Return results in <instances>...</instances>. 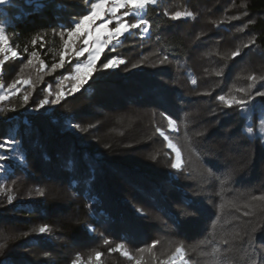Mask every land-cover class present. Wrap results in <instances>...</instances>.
<instances>
[{
	"label": "trees",
	"instance_id": "trees-1",
	"mask_svg": "<svg viewBox=\"0 0 264 264\" xmlns=\"http://www.w3.org/2000/svg\"><path fill=\"white\" fill-rule=\"evenodd\" d=\"M91 4L10 0L0 7L18 52L2 63L0 91L19 84L1 101L0 142L15 139L22 157L8 161L0 193V264H65L90 247L107 264H124L121 248L110 249L164 237L183 241L197 264H245L253 247L264 251V96L257 95L264 92V0H157L145 12L148 34L132 30L118 46L129 64L102 69L106 48L79 92L35 110L55 99L58 75L87 59L76 55L83 35L66 47V25ZM176 12L183 16L172 19ZM61 55L63 67L53 69ZM127 110L144 116L111 130V119ZM169 117L180 129L183 179L158 149L157 129ZM150 207L163 221L157 232L158 221L145 214Z\"/></svg>",
	"mask_w": 264,
	"mask_h": 264
},
{
	"label": "snow or ice",
	"instance_id": "snow-or-ice-1",
	"mask_svg": "<svg viewBox=\"0 0 264 264\" xmlns=\"http://www.w3.org/2000/svg\"><path fill=\"white\" fill-rule=\"evenodd\" d=\"M85 4L90 3V0H84ZM157 0H111V7L106 8L105 6L110 3V0H99L98 3H92L91 4V11L88 12V14L80 13V19L78 21L72 19L71 14L69 16L66 30L67 35L69 39L65 41V45L67 48H71L72 44L75 43L74 38H79L80 36L84 35L85 39L83 40L84 47L81 48L79 51L76 52L77 56H84L85 53L88 54L86 63H77L75 65V71L79 72L82 68L87 67L90 71L86 74L85 77L80 78L76 77V83H74L71 87V89L68 91V95L75 94L76 92H79L80 89L87 84L88 79L91 77L93 71L96 70V62L100 60L101 53L104 52L106 47L111 46L112 49H115L121 41L120 37H122L125 33H128L130 29H141L143 33H148L149 31V21L144 20L142 18L137 19L134 23H129L127 20H124L122 17L117 16V12L120 9H127L123 13L124 17L128 16H138L141 12L145 11L147 6L150 4H156ZM9 3V0H0V5H4ZM84 11H87L85 9ZM105 13H110L112 17L115 18L116 26L114 28L109 29L108 25L113 23V20L108 19L104 20V23L100 24L99 26L93 27L95 25V22L97 20H103ZM186 15L191 16V13H187ZM182 13L176 12L175 15L172 17V19H179L181 18ZM5 33V27L3 24H0V52H11L12 56H17V53L13 51L12 48H5L4 45L7 44V39L4 35ZM91 43V48L89 47V42ZM35 43V41H33ZM238 53H233V55H237ZM7 58V57H6ZM167 59V57H165ZM60 65L53 64L52 67L55 69L56 67H63L64 64V55H61L60 57ZM31 61H29L30 63ZM3 62L0 61V64ZM124 63L123 60L118 59L116 57H113L111 59H108L107 62L102 64V69H112L116 68L119 64ZM163 63V61H161ZM67 79V77H65ZM253 79H255L253 77ZM16 83L15 81L13 82ZM23 83H28V81H23ZM193 84L196 83L195 80L192 81ZM11 87V86H10ZM257 95L264 96V92H259ZM65 97L64 91H59L56 93L55 99L49 100L47 97L40 100L37 108L35 110H39L40 107H43L48 104H58L60 101ZM6 94L2 91H0V101L5 100ZM221 100H224V97H219ZM24 103L26 104L28 102V95H25L23 97ZM240 104H246V101H239ZM231 106V105H229ZM14 110V109H13ZM169 123L170 125L174 123V121L169 117ZM157 131H160L157 129ZM251 131V129H249ZM162 136H164V133H160ZM165 140H168L167 136H164ZM16 141L15 139H5L2 142H0V149H4L6 152H14L15 151V145ZM169 147L175 148L174 145L169 143ZM176 162H173L171 167L173 169H180L181 164L179 163L180 159V152L176 151ZM10 159H12L11 156L4 154V152H0V162H8ZM155 159V157H153ZM5 167V163H0V169H3ZM39 195H43V193L38 192ZM11 197H9V202H11ZM253 199H256L255 197ZM260 199H264V197H261ZM245 215H248V213H245ZM40 233H44L46 229L44 227H41L39 229ZM105 244L108 243L107 240L104 241ZM155 241L153 242V246L155 245ZM224 244H228V240L223 241ZM4 245L0 244V248H3ZM121 245H117L116 249H110V251H116L118 250ZM150 250V249H149ZM218 250V249H217ZM141 252L144 251V249H140ZM101 256L100 252L96 253V258L99 260ZM178 258L182 261V264H189V261L184 259V253L182 251L181 247H177L175 249V252L173 253V258L171 259V264H175V260ZM73 264H76L75 261H73ZM162 264H169L168 261L162 262ZM245 264H264V251H261L255 247H253L252 252L248 255L247 260Z\"/></svg>",
	"mask_w": 264,
	"mask_h": 264
},
{
	"label": "rangeland",
	"instance_id": "rangeland-1",
	"mask_svg": "<svg viewBox=\"0 0 264 264\" xmlns=\"http://www.w3.org/2000/svg\"><path fill=\"white\" fill-rule=\"evenodd\" d=\"M10 2V0H9ZM99 0H92V3H98ZM8 4V3H7ZM6 5V4H4ZM3 5H0V7ZM111 0L110 3L108 5H106L105 7H111ZM147 9V8H146ZM91 11V10H90ZM89 11V12H90ZM127 11V9H120L117 12V16L122 17L124 20H127L129 23H134L137 19H145V11L141 12L138 16H128V17H124L123 13ZM88 14V13H87ZM183 16V13H182ZM181 16V17H182ZM111 19L113 20V23L108 25L109 29L114 28L116 26V22H115V18L111 16L110 13H105L104 15V19L103 20H97L95 22V25H93V27L95 26H99L100 24L104 23V20H108ZM215 27H220L221 25L214 23L213 24ZM132 30H137L139 31L140 36H146L148 33H143L141 29H130V31L128 33H130ZM149 32V31H148ZM127 34V33H125ZM124 34V35H125ZM5 35V34H4ZM6 37V36H5ZM123 37V36H122ZM122 37H120V41L122 40ZM7 39V37H6ZM85 39V36L83 35V40ZM91 41L89 42V47L91 48ZM119 46V45H118ZM115 47V49H112L111 46L106 47V48H110L111 51L109 50V56L108 59H111L113 57H116L118 59H121L124 61V63L129 64V59L126 56H122V54H124V52L122 53V50L120 47ZM5 48H9L10 45L8 43L7 40V44L4 45ZM11 48V47H10ZM105 48V49H106ZM13 49V48H12ZM13 51H15L18 55V52L16 50L13 49ZM231 53H239V45L238 43H236L233 47H232V51ZM88 55V54H87ZM7 57V58H6ZM17 57V56H15ZM14 56H12L11 52H0V61L4 62L6 60H8L9 58H15ZM107 59V60H108ZM86 60L81 61L80 63L84 64L86 63ZM124 63L119 64L118 66H122ZM2 64H0V72L2 71ZM88 71H90L87 67L82 68L79 72L75 71V67L72 71L67 72L66 74H60L58 75V77L56 78V83L54 85V89H53V97L55 98L56 93L59 91H64L65 92V97L68 96V91L71 89L72 85L74 83H76V77H80L83 78L86 76V74L88 73ZM65 77H67V79H65ZM154 80H158V78L154 79ZM25 81V80H24ZM25 84V83H23ZM18 82H16L15 84L13 82H10V84L5 87V91L6 93V97L8 98L11 94H15L18 90ZM11 86V87H10ZM5 93V92H4ZM2 106V103L0 101V108ZM147 113V111H146ZM164 114H166L164 112ZM136 116H140L143 117L144 114L143 112L139 111V112H132L131 110H127L126 113L120 114L116 117V119L112 120L109 122H112V125H114V127H112L110 125V129L114 130L118 129L121 126L126 127L128 124L133 123L135 119L134 117ZM152 116V115H151ZM174 121V120H173ZM160 124L162 127H159L158 129L160 131H157L158 135H159V139L158 142L159 146L158 149H163L164 151H162L163 156L166 158L167 162L169 163V167L173 170V172L175 173L176 177H178L179 179H183V176H186L187 174V169H186V164H185V158H184V151H183V147L181 146V137L179 135V126L178 123L176 121H174L173 124L170 125L169 123V119L168 120H162L160 121ZM259 134L261 136L262 141L264 142V119L261 122V125L259 126ZM163 132L164 136L168 137V140L164 139V136H162L160 133ZM8 139H13V138H8ZM16 141V140H15ZM169 143H171L172 145L175 146V148H171L169 147ZM15 147V151L14 152H6L4 149H0V152H4V154L9 155L11 157H15L19 160H21V155L19 153H17V143H15L14 145ZM156 148V147H155ZM180 152V159H179V163L181 164V168L180 169H173L171 167L173 162H176L177 157H176V151ZM159 151V150H158ZM151 154H156V149H154V151H151ZM0 163H5V167L3 169H0V193H4L6 192V179H7V175L8 172L10 171V166L8 164V162H0ZM144 207H148L145 204L142 205V207H138V210H141V212L143 213L144 210H142ZM142 208V209H141ZM149 213L145 212V214L147 213V215H150L149 218H151V221L157 222L158 224L156 227V232L158 231V229H161V223L163 221L160 220L159 218V214L157 212L158 209L156 208H151L149 209ZM161 221V222H160ZM201 222V221H200ZM203 224V222H201ZM45 228V227H44ZM89 230L91 233H96L94 232V227L89 226ZM3 234L0 233V239H2ZM194 239L197 238V236H193ZM156 242L155 245L153 246V242ZM146 244V243H145ZM122 246V245H121ZM177 247H181L182 251L184 253V259L189 261V264H197L196 261L194 260V258L191 256V254L189 253V251H187V249L185 248V246L183 245V241H180L179 239L175 240L174 238L171 237H164V239H160V238H155L152 242H150L147 245H144L143 247H137L135 249H133L132 247L129 246H125L123 245L121 248V251L123 253V255H125V257L127 258L128 262L124 263V264H157V263H161L164 261H168L169 264H171V259L173 258V253L175 252V249ZM119 248V249H120ZM94 247H90V250L86 253L85 256H83V254H72L69 261L65 264H73V261L76 262V264H107L106 262V258H104V256L101 254L99 260H97L96 258V252L95 249L93 251ZM140 249H144L143 252L140 251ZM150 249V250H149ZM164 255V258H162L161 256ZM158 257L161 258V260L158 262ZM175 264H182V261L179 260L178 258H176L175 260Z\"/></svg>",
	"mask_w": 264,
	"mask_h": 264
},
{
	"label": "built area",
	"instance_id": "built-area-1",
	"mask_svg": "<svg viewBox=\"0 0 264 264\" xmlns=\"http://www.w3.org/2000/svg\"><path fill=\"white\" fill-rule=\"evenodd\" d=\"M5 81V73L4 71L0 72V86H2L4 84Z\"/></svg>",
	"mask_w": 264,
	"mask_h": 264
}]
</instances>
